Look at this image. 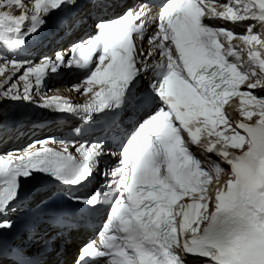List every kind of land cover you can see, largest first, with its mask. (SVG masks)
I'll use <instances>...</instances> for the list:
<instances>
[{"label":"snow or ice","instance_id":"obj_1","mask_svg":"<svg viewBox=\"0 0 264 264\" xmlns=\"http://www.w3.org/2000/svg\"><path fill=\"white\" fill-rule=\"evenodd\" d=\"M70 5L75 0H34L28 10L23 0H0V52L22 51L29 37L48 25L73 27L76 20L65 11ZM13 7L23 10L17 15ZM156 7L154 35L146 33L152 5L145 2L115 20H101L94 36L66 52L56 51L54 57L42 56L38 64L0 56L13 69L5 85L23 71V91L12 84L0 97L34 103L33 90L50 74L81 71L84 80L72 87L90 94L84 103L45 95L40 106L85 123L101 114L118 142L119 163L103 173L112 178L111 199L109 192L100 191L86 199L72 197L97 208L109 202L100 240L104 250L87 243L77 264H96L105 257L109 264H188V257L204 264H264V95L253 94L264 93V79L250 70L258 64L264 74V56L257 50H264V38L251 23L264 27V0H227L219 10L204 0H166ZM205 19L234 26L249 23L245 33H236ZM234 37L250 46L248 62H241L234 50ZM157 53L159 62L150 63L148 58ZM149 71L151 90L141 92L136 80ZM233 97L240 98V116L248 121L256 117L253 123L229 122L223 109ZM157 103L167 110L156 109ZM122 108L143 110L146 118L134 121L133 131L121 139L111 110ZM50 141L0 155V217L19 199L20 178L45 174L66 185H81L100 169L107 146L103 139L73 145L78 155L67 145L55 151L46 146ZM192 146L230 166L229 178L214 197L209 186L220 184L225 169L212 160L205 166ZM236 149L239 155L232 151ZM11 227L10 220L0 219V229Z\"/></svg>","mask_w":264,"mask_h":264},{"label":"bare ground","instance_id":"obj_2","mask_svg":"<svg viewBox=\"0 0 264 264\" xmlns=\"http://www.w3.org/2000/svg\"><path fill=\"white\" fill-rule=\"evenodd\" d=\"M127 1H129V0H126V3H125V0H110L108 2V5L114 11H118V10L123 9L126 4H127V7L131 5L130 4L131 2H127ZM217 1H218V4L213 5V7H215L217 10L220 9V6L222 5V3L227 2L226 0H217ZM33 2H34V0H23L25 9L30 10ZM122 3H125V4L123 5ZM107 9H109V8H105V10H107ZM22 10L23 9H19L16 7L12 8L13 13L17 14V15L20 14V12ZM88 12H90V9L88 10ZM157 15H158V10L154 13H151L149 15V17L147 18L146 33L148 35H154V33L158 30L155 23H153V20H154V18L157 17ZM93 22H94V19L88 21L87 25L90 26L93 24ZM221 22L227 24L231 29H236L238 32L242 33L238 26H234L232 23L224 22L222 20H221ZM251 23L254 25H257V28H256L257 33H259L261 35V38H264V27H259L258 26L259 22H257V21H253ZM48 26H46L42 29L41 34L45 33V30ZM66 30H67L66 28H61L62 33H65ZM249 47L250 46L244 45L243 41L238 43V45L234 47L235 50H238L239 52H241V55H242V58H240L241 62H248V60H249L248 48ZM68 50L69 49H63L62 52H66ZM257 50L261 52L262 56H264V53L262 52L261 49H259L258 46H257ZM54 54H55V52L52 54H49L48 56L54 57ZM153 58L157 59L156 56H154ZM39 62H33V63L38 64ZM0 68H3V71H0V92L6 91L9 87L12 86V84H16L19 87V90L22 92L23 91V81L19 80V76L23 74V71L22 70L18 71L16 76L12 78L11 82L8 83L7 85H5V81L8 79V77L12 76L13 69H12L10 64L7 67H5L3 65V61H1V60H0ZM251 68L253 70L256 69L257 78L264 79V74L260 73L258 64H251L250 69ZM58 73H63V76L56 78L55 77L56 74H54V75L50 74L43 82L44 84L51 82L52 85L56 84V86L51 87L52 86L51 85L50 87H48L49 86V83H48L47 88H45V89H42V87H40V89H38V90H36V89L33 90L32 95H33V99L35 101L34 103H29V102H25V101H13V100L8 99V98L0 97V117L5 116L7 113H9L10 111H13L15 109H24V110H27V112H29V113L33 112V109H35V110H38L41 112H48L51 114V117L57 116L56 111H52V110H49L47 108L40 106V97L45 96V95L46 96L59 95L61 97H65L69 100H74V101H86L87 100L88 95H90V94H84L82 87H81V91H79V92L73 90V87H72L73 85L80 84V82L76 81V78L73 81V84H71L69 86H66V85L59 86L58 85V82H60L61 78H68L67 69H61ZM244 90H246L245 87H244ZM253 94L264 95V93H261L259 90H256ZM226 115L228 116L230 123L233 124L232 115L230 113H227ZM31 117L32 116L28 117L27 121H30L32 119ZM134 117L135 116H133L129 119L133 120ZM35 118H39L41 120L34 121V122H44L45 121V119H42L40 117H35ZM253 119H256V117H253ZM34 122H32V123H34ZM128 123L129 122H127V123L124 122L123 125L128 126ZM67 124H69L68 119H66L65 121L58 119L57 125L59 126L60 129H64L67 126ZM31 128H32L31 123L29 125L18 124L16 126H14L12 131H10V129L4 130V129L0 128V155H6L8 153H12V154L22 153L23 150L13 151L12 150L13 148H10L12 146V144L10 143L9 139L10 138L11 139L17 138L18 140L24 139L25 137H27V134L29 133V129H31ZM109 132H112V130H110ZM21 134H23V135H21ZM105 136L106 135H102L101 139H103ZM107 143L108 142H106V145L108 146ZM107 146L105 147V150H104L105 155L101 159V163L104 162L105 167H106V163L110 164L109 167H106V172L115 168L118 165L119 160H120V157H119L120 149L118 148L117 150H112L111 146H108V147ZM54 148L63 149V147L59 146V145H54ZM68 149L70 152H72L74 154V150L72 147L68 146ZM195 151H198V150H195ZM232 151H235L237 155L240 154V150H238V149L232 150ZM200 152H202V151H200ZM109 153H115V155H110ZM207 155L210 157H213L212 154H207ZM204 161L208 163L209 160H207V161L204 160ZM212 161H216L217 163H221V167L223 169H225V173L222 174V176H221L220 184H216L215 181H213L212 184L209 186L210 190H211L210 195H212L214 197L216 188L220 187V185H222L224 183V181L229 178L228 173H230V166L225 164V163H222L220 161L219 157H217V156H215L214 159H212ZM101 178L105 181V184L111 183V179H112L111 176L106 177L105 175L102 174ZM33 199L34 198H32V200ZM24 207H26V204H22L21 206H19V208L15 209V211H12V209H11L4 216H2V217H4V219H8L12 222V227L11 228H5L2 231H0V233H6V234H10V235L17 234L16 228H18V226L20 225L19 222L22 220V215L25 212V210H23ZM210 208H211V205H210ZM57 233H58L57 231L49 228L48 225L44 224L43 230L40 231L35 236L37 238L36 242L34 244H32V246H35L37 244H40L41 242L43 243L44 240H46V239L47 240L52 239V245H54L55 251L48 254V256H47V259L49 258L48 260L52 264H57V261H58V257L55 256V252L60 250V249H58L57 241L60 240V241L64 242L63 244H61L64 249L59 254V257L60 258L62 257L65 260L67 258V250L72 247V245L75 243V241H77V237H79L83 234V229L82 228L69 229L66 234H60L58 237L54 238L52 235L57 234ZM41 234H42V236H41ZM27 253L29 254V251ZM53 259L55 261H53ZM45 264H48V262Z\"/></svg>","mask_w":264,"mask_h":264},{"label":"rangeland","instance_id":"obj_3","mask_svg":"<svg viewBox=\"0 0 264 264\" xmlns=\"http://www.w3.org/2000/svg\"><path fill=\"white\" fill-rule=\"evenodd\" d=\"M50 86L51 85H49L48 87H50ZM53 86H56V84L52 85L51 87H53ZM15 110L10 111L5 116L0 117V128L1 129L6 130L8 128L5 129V127L11 126V125H13V127H14L20 123H22L23 125H29L30 123L32 124V122H34V121L41 120L39 118H35L38 116H34V114H36V113H38V114L42 113L41 111L33 109V112L29 113V112H27V110H24V109H15ZM30 116H32L31 118L33 120L31 119L30 121H27V118ZM21 135H23V134H21Z\"/></svg>","mask_w":264,"mask_h":264}]
</instances>
